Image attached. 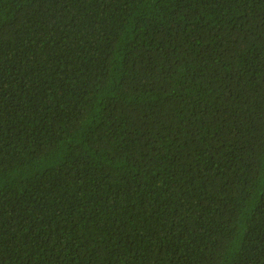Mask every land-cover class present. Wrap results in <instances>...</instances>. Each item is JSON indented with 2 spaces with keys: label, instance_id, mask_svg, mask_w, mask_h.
<instances>
[{
  "label": "trees",
  "instance_id": "obj_1",
  "mask_svg": "<svg viewBox=\"0 0 264 264\" xmlns=\"http://www.w3.org/2000/svg\"><path fill=\"white\" fill-rule=\"evenodd\" d=\"M0 264H264V0H0Z\"/></svg>",
  "mask_w": 264,
  "mask_h": 264
}]
</instances>
